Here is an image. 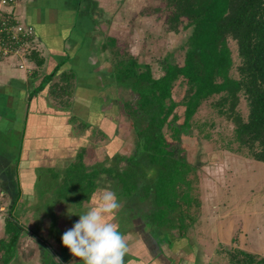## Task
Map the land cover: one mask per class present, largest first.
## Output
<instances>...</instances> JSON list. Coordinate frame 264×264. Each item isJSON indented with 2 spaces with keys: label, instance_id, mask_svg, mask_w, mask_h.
<instances>
[{
  "label": "crops",
  "instance_id": "1",
  "mask_svg": "<svg viewBox=\"0 0 264 264\" xmlns=\"http://www.w3.org/2000/svg\"><path fill=\"white\" fill-rule=\"evenodd\" d=\"M74 1L19 0L8 9L10 18L32 28L34 39L21 46V54L0 52V189L5 195L0 264H83L62 242L59 245L54 237L49 241L40 233L43 220L49 218L45 230L55 227L61 241L62 234L79 218L76 214L91 206L93 195L106 188L115 192L110 184L106 185L109 181L100 169L108 166L116 152L102 161L99 157L90 160L89 151L101 141L107 144L109 136H120L119 129L123 128L118 121L109 122L106 128L104 107L110 104L118 114L121 110L112 107L115 98L106 96V72L97 68L95 72L96 65L72 59L76 25L84 18L95 21L88 7L92 0H77L80 7L82 1L88 2L86 11L76 3L72 7ZM93 38L97 53L109 51L100 49L106 41L103 36L97 40L94 34ZM63 72L70 75L64 79ZM79 108L87 112V117L78 123L75 111ZM122 139L117 141L121 143ZM120 152L123 157L125 154ZM75 195L80 199L75 200ZM117 198L120 207L107 219L118 224L126 238L125 264H203L196 259L198 249L186 234L187 229L181 235L178 229L174 231L178 225H157L143 214L142 206ZM25 212L21 219L19 216ZM7 221L19 227L14 246L10 245ZM29 221H34L31 226L27 225ZM30 238L36 242L34 253L23 258L22 245L26 242L31 246ZM214 251L218 253L217 248Z\"/></svg>",
  "mask_w": 264,
  "mask_h": 264
},
{
  "label": "trees",
  "instance_id": "2",
  "mask_svg": "<svg viewBox=\"0 0 264 264\" xmlns=\"http://www.w3.org/2000/svg\"><path fill=\"white\" fill-rule=\"evenodd\" d=\"M161 1L162 6L154 11L164 12V16L157 15L164 31L177 32L180 24L189 29L182 65L168 62L163 75L153 77L149 64L139 63L125 50L119 54L115 45L113 49L109 43L115 42L113 37H107L100 47L114 59L111 83L131 92L132 101H123L117 108L127 115L134 140L129 157L115 153L117 157L113 155L100 170L122 200L142 206L151 222L173 228L177 216L174 219L165 206L179 208L182 218L190 207L197 210L200 204L186 180L193 168L185 161L180 135L191 134V119L205 101L218 95L213 102L216 112L232 125L228 134H220L219 147L233 152L245 149V156L264 162V0ZM231 41L236 45V59ZM68 75L62 73L64 79ZM176 86L182 89L177 98ZM242 101L245 114L237 108ZM202 131L201 137L210 139L205 125ZM120 161L125 164L117 168ZM167 215L174 219L171 226L164 223ZM11 221L7 229L14 246L19 227ZM177 229L184 234L181 225ZM224 257L229 264H264L263 258L240 248L227 249Z\"/></svg>",
  "mask_w": 264,
  "mask_h": 264
},
{
  "label": "rangeland",
  "instance_id": "3",
  "mask_svg": "<svg viewBox=\"0 0 264 264\" xmlns=\"http://www.w3.org/2000/svg\"><path fill=\"white\" fill-rule=\"evenodd\" d=\"M72 3V7L76 3V7L79 6L83 10L89 4L88 7L93 11V20L95 21L92 22L84 18L78 22L75 27L77 35L72 41L73 46L70 49V54L72 59H75L79 64H85L88 61L92 66L96 65L94 67L95 72L96 68L101 70L100 72L103 70L106 72L107 79L103 83L107 85L106 96L115 98L111 102L112 107H116L117 104L121 107L123 101H132L130 100L131 92L128 88L111 83L109 76L111 63L114 62L112 53L110 51L96 52L94 34L97 40L102 39V36L105 39L113 37L115 42H109L113 45V49L115 45V48L119 49V54L125 50L128 54L136 56L139 63L149 64L153 77L162 76L164 66L168 62L182 65L185 52L183 44L189 29H183V24H180L177 32L164 31V26L157 19V15L164 16V12L154 11L155 7L162 6L161 0H92L89 3L82 1L81 7L77 4V0ZM13 6L15 5L10 7ZM95 10L96 12H94ZM229 45L233 52L232 55L236 59V45L233 41L229 42ZM77 47L79 51L74 53ZM79 54H83V56H79ZM28 68L24 67L25 70ZM181 91L182 89L176 86L175 98ZM217 98L218 95L209 101H205L192 117L191 134L180 135V145L184 149L185 161L192 166L193 169L191 170L195 171L194 175L191 174L192 171L186 173V180L190 181L191 192H195L199 199V207L197 210L195 207H190L186 214L182 215V218L179 217V208L165 207L174 219L177 216L174 222L175 226L181 225L182 228H185L183 233L187 229L186 234L192 238V244L196 245L198 249L199 254H197L196 259H199L203 264L206 262H208L207 264L212 262L213 264H229L224 255L227 249L232 250L233 248L248 250L258 258L264 259V162L245 156V149L242 152H233L224 147H219L222 143L219 138L220 134H228L232 125L225 120L224 116L217 114L213 105ZM237 108L245 114L246 107L243 101ZM104 109H106L105 114H107H104L107 117V123H105L107 129H109L107 124L113 121H118L119 127L123 126L119 129L120 136L115 135L118 136L117 140L124 138L123 146L122 142L119 143L114 140L115 136H109L110 139L105 141L108 145L98 141L96 144L99 143L100 146L90 149V160L99 157L103 161L108 154L112 155L113 152L119 154L120 151L121 155L125 154L129 157L133 152L134 140L127 115L122 112L119 114L113 112L110 104ZM180 110L181 107H178V112ZM75 112L78 123L81 121L80 118L85 119L84 117H87L85 115L87 112L82 108L76 109ZM102 123L104 122L101 121ZM204 125L211 133L210 139L201 137L205 134L204 131L200 132ZM103 144L106 145L103 146ZM7 158L9 157L7 156ZM124 164L123 161L118 162L117 168L123 167ZM115 171L119 170L116 169ZM113 174L120 175L117 172ZM109 184L110 182L106 183L107 186ZM4 196L2 201H4ZM73 198L75 200L76 198L80 199L76 195ZM75 204L77 205L76 201ZM75 204L73 203V205ZM27 213H22L19 217L22 219ZM59 213L62 215V211ZM64 213L66 212L64 211ZM168 215L164 218V223L171 226L174 219ZM33 222L30 223L29 221L27 225L31 226ZM122 222L123 226H126V223ZM48 224L49 218L45 217L43 220L44 227L40 228V233L46 235L49 241L54 237L56 242L58 241L61 245L59 240L61 234L57 232L55 227L45 230ZM174 231L177 232V227ZM28 240H30L31 246L27 245L26 242L22 245L20 254L24 255L23 258L30 256L32 249L36 246L34 239ZM215 248H218V253H215Z\"/></svg>",
  "mask_w": 264,
  "mask_h": 264
},
{
  "label": "clouds",
  "instance_id": "4",
  "mask_svg": "<svg viewBox=\"0 0 264 264\" xmlns=\"http://www.w3.org/2000/svg\"><path fill=\"white\" fill-rule=\"evenodd\" d=\"M120 203L110 189L93 195L91 206L61 236L62 245L83 264H125L128 251L125 236L116 223L107 217L115 216ZM75 214V213H71Z\"/></svg>",
  "mask_w": 264,
  "mask_h": 264
},
{
  "label": "built area",
  "instance_id": "5",
  "mask_svg": "<svg viewBox=\"0 0 264 264\" xmlns=\"http://www.w3.org/2000/svg\"><path fill=\"white\" fill-rule=\"evenodd\" d=\"M17 0H0V52L2 54H21V46L29 43L34 36L32 28L19 24L14 18H10L8 7L16 4ZM30 40V41H29ZM3 191L0 190V220L5 217L2 206Z\"/></svg>",
  "mask_w": 264,
  "mask_h": 264
}]
</instances>
